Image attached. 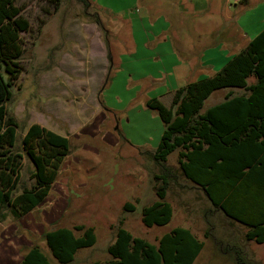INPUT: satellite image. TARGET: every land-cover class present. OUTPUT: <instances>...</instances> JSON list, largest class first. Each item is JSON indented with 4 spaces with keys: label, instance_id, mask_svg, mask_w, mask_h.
Segmentation results:
<instances>
[{
    "label": "rangeland",
    "instance_id": "rangeland-1",
    "mask_svg": "<svg viewBox=\"0 0 264 264\" xmlns=\"http://www.w3.org/2000/svg\"><path fill=\"white\" fill-rule=\"evenodd\" d=\"M89 1L87 9L79 0L16 2L30 23L20 33L22 71L7 103L19 124L18 144L28 127L38 123L67 136L71 145L46 200L20 219L7 210L0 216V264H17L33 245L42 248L51 264H61L43 234L76 225L93 227L97 241L79 250L68 264L106 262L121 219L133 236L151 243L175 227L190 229L204 242L193 264H238L236 251L227 245L241 247L247 264H264V243L247 240L248 228L227 218L183 176L179 149L167 161L178 175L166 197L173 207L172 220L152 227L142 220L143 207L158 200L156 175L161 167L151 153L163 133L162 120L146 107L142 93L170 106L175 94L168 93L171 87L216 74L228 51L234 56L264 28V0ZM164 23L163 35L183 62L166 85L142 90L151 87L141 77L162 68L155 56L166 49L148 53L142 44L163 37ZM134 41L140 46L138 59L132 54ZM255 81L248 79L249 84ZM244 92L232 87L216 90L202 112L229 93ZM23 162L22 184L30 185L33 165L27 156ZM127 202L134 210L125 209Z\"/></svg>",
    "mask_w": 264,
    "mask_h": 264
},
{
    "label": "trees",
    "instance_id": "trees-1",
    "mask_svg": "<svg viewBox=\"0 0 264 264\" xmlns=\"http://www.w3.org/2000/svg\"><path fill=\"white\" fill-rule=\"evenodd\" d=\"M79 1L85 9L91 5L89 0ZM16 2L0 0V216L7 210L20 219L49 196L71 143L67 136L33 123L18 144L19 124L8 113L7 103L22 71L20 33L30 23ZM96 23L102 24L99 18ZM250 77L256 78L255 83H248ZM230 87L245 92L229 93L202 112L214 91ZM145 105L158 113L163 133L151 153L161 167L156 175L160 180L158 200L143 207V223L162 226L173 218V207L166 197L170 186L178 182V175L167 161L179 149L183 176L199 186L227 218L246 226L247 240L264 243V28L216 74L177 89L170 106L158 97L148 99ZM24 156L33 165L30 185L22 184ZM125 209L134 210V206L127 202ZM43 239L53 257L68 264L79 250L92 247L97 235L91 226L76 225L48 230ZM227 246L229 251H236L238 264H247L241 247ZM203 247L204 242L188 228L175 227L151 243L133 236L121 219L116 238L107 249L111 258L94 264H193ZM17 264L51 261L39 245H33Z\"/></svg>",
    "mask_w": 264,
    "mask_h": 264
},
{
    "label": "crops",
    "instance_id": "crops-1",
    "mask_svg": "<svg viewBox=\"0 0 264 264\" xmlns=\"http://www.w3.org/2000/svg\"><path fill=\"white\" fill-rule=\"evenodd\" d=\"M148 2H149V0H148ZM166 11H168V10H166ZM141 21L146 22L145 19H143ZM151 22L154 25L153 20H151ZM166 24L167 23H164V27L163 28L161 27V31H160V32H162L163 37L160 36L156 40L147 38V39H145L144 43L142 44V48L145 49V51L148 53L156 51V49L158 47H166V49L163 50V52H161L160 54L155 56V59L161 64L162 68L160 67L161 69L156 70L155 72H148L146 75H143L141 77V79H144L142 81L148 80V81H145V83L150 82L149 87H151V89H146V88H144L145 86H143L142 90L153 91L156 88H158L159 86L161 87L162 85H166L167 81L166 82H164V81L166 79H169V78H171V79L174 78V75L176 74V72H178V68L180 67V65L183 62V61H179L181 59L180 56L175 54L174 51L171 49V44L169 42H167L169 40V38L165 37L163 35L166 31V29H164ZM249 42H250V40H249ZM133 44H134V48L132 51L133 56H135L137 59L141 58L139 55L140 46L135 41ZM145 51H144V53H146ZM231 54H232V51H228V53L225 55V57L223 59V62H227V60L233 56ZM142 58H143V55H142ZM145 58H150V56L148 55ZM177 89H179L177 87V85H174L173 87H171V89L168 91V93L173 94L174 91L176 92ZM142 94H144L145 103L148 99L152 98L148 94L146 95V93H142ZM153 97H156V96H153ZM171 101H172V99H170V102Z\"/></svg>",
    "mask_w": 264,
    "mask_h": 264
},
{
    "label": "built area",
    "instance_id": "built-area-1",
    "mask_svg": "<svg viewBox=\"0 0 264 264\" xmlns=\"http://www.w3.org/2000/svg\"><path fill=\"white\" fill-rule=\"evenodd\" d=\"M240 0H233V3L236 4V3H239Z\"/></svg>",
    "mask_w": 264,
    "mask_h": 264
}]
</instances>
